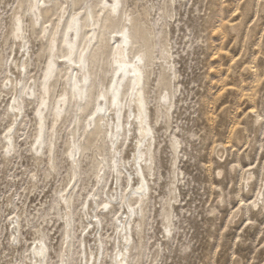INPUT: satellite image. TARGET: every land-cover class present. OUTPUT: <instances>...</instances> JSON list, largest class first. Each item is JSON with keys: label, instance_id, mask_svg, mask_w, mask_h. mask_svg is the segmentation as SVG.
<instances>
[{"label": "bare ground", "instance_id": "bare-ground-1", "mask_svg": "<svg viewBox=\"0 0 264 264\" xmlns=\"http://www.w3.org/2000/svg\"><path fill=\"white\" fill-rule=\"evenodd\" d=\"M177 2L165 0L159 24L152 6L131 0H16L4 38L10 47L0 53L1 92L9 98L2 153L7 161L18 154L26 107L34 106L28 152L46 178L66 169L53 208L62 226L60 250L52 256L42 219L26 264H141L156 176L155 128L171 129L180 86L168 21ZM130 142L132 155L124 156ZM180 144L173 135L174 175ZM175 185L160 212L164 239L175 226ZM25 213L11 222L14 243L22 241Z\"/></svg>", "mask_w": 264, "mask_h": 264}, {"label": "rangeland", "instance_id": "rangeland-1", "mask_svg": "<svg viewBox=\"0 0 264 264\" xmlns=\"http://www.w3.org/2000/svg\"><path fill=\"white\" fill-rule=\"evenodd\" d=\"M131 1L139 8L152 6L153 21L162 23L165 0ZM15 5L16 0H0V53L6 55L10 44L4 38ZM168 21L180 86L171 129L166 132L163 123L155 128L156 176L141 264H264V0H178ZM2 79L0 75V264H26L33 230L42 219L52 256L60 250L62 226L53 208L66 169L63 164L46 178L44 166H36L28 152L34 106L26 107L18 154L5 160L9 98L1 92ZM173 135L181 143L176 175ZM130 145L124 156L132 155ZM172 181L179 199L175 226L164 239L160 212L174 194ZM23 211L25 231L22 241L14 243L11 222ZM112 234L111 225L105 226L109 254Z\"/></svg>", "mask_w": 264, "mask_h": 264}, {"label": "snow or ice", "instance_id": "snow-or-ice-1", "mask_svg": "<svg viewBox=\"0 0 264 264\" xmlns=\"http://www.w3.org/2000/svg\"><path fill=\"white\" fill-rule=\"evenodd\" d=\"M104 207L107 208V205H105Z\"/></svg>", "mask_w": 264, "mask_h": 264}]
</instances>
